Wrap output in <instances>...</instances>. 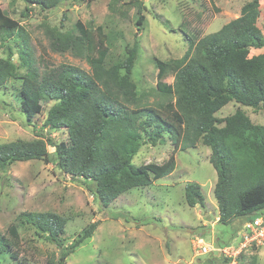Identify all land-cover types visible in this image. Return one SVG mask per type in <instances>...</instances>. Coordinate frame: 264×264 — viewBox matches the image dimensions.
<instances>
[{
  "label": "trees",
  "instance_id": "16d2710c",
  "mask_svg": "<svg viewBox=\"0 0 264 264\" xmlns=\"http://www.w3.org/2000/svg\"><path fill=\"white\" fill-rule=\"evenodd\" d=\"M24 1L41 10L61 3ZM259 6L258 0H251L241 7L237 18L216 32L197 40L189 38L180 59L157 60L155 90L167 100L156 105L145 101L144 93L138 95L130 79L138 55L137 40L126 48L123 60L106 66L111 42L116 39L114 33H104L101 26L93 33L79 21L73 25L74 32L44 27L52 52H84L90 72L61 64L42 75L18 21L0 7V32L9 36L16 32L19 66L25 69L24 74H17L9 50L7 58L0 59V87L8 79H19V106L26 120L30 122L40 115L43 103L51 102L43 126L67 133V141L57 144L42 139L0 143V172L17 162L50 163L47 147L51 146L55 148L58 169L81 179L99 204L107 207L122 193L171 174L176 152L201 144L210 149L209 163L216 172L213 194L218 222L227 226L239 217H256L252 214L257 212L264 217V126L251 122L241 109L223 119L216 117L232 102L264 110V53L250 55L251 50L264 48V35L257 25ZM27 12L28 7L21 14ZM143 20L139 6L135 19L138 32ZM6 37L2 35L0 40ZM169 74L173 76L171 84L163 82ZM165 136L173 146L165 161L133 165V158L144 144L154 146ZM184 199L191 208L204 207L205 199L196 183L184 186ZM16 222L31 226L59 249L58 258L51 256L46 264H64L98 226V222L91 223L74 244L67 246L63 239L67 219L60 215L23 212ZM19 242L18 227L11 224L0 234V256L17 260ZM228 261L213 257L208 264ZM248 264H256L255 257Z\"/></svg>",
  "mask_w": 264,
  "mask_h": 264
},
{
  "label": "rangeland",
  "instance_id": "374dc122",
  "mask_svg": "<svg viewBox=\"0 0 264 264\" xmlns=\"http://www.w3.org/2000/svg\"><path fill=\"white\" fill-rule=\"evenodd\" d=\"M251 0H61L59 6L41 10L24 0H0V7L18 21L28 45L33 51L42 75L54 67L66 64L90 72L84 52L55 53L50 50L44 27H56L74 32L76 21L93 31L101 26L104 33H114L109 55L110 66L125 57V50L134 40L138 42L130 79L138 95L156 105L167 98L155 90L156 61L180 59L188 48L189 38L197 40L216 32L227 22L237 18L241 7ZM259 1L260 16L257 25L264 35V0ZM144 16L141 30L135 24L137 8ZM28 12L24 16V9ZM64 17V18H63ZM62 22V26H60ZM0 59H6L9 50L19 66L17 34L0 32ZM264 53V48L250 55ZM173 76L163 82L171 84ZM20 80L8 79L0 87V143L14 140L42 139L52 144L67 141L63 129L44 127L46 112L52 103H43V112L28 122L19 106ZM241 111L256 125L264 126V110L245 107L234 102L216 113L218 119ZM223 126L220 124L219 127ZM173 146L166 136L156 145L144 144L133 158V165L160 164ZM50 163L40 160L17 162L0 172V234L16 224L20 242L16 247L17 260L0 256V264H46L49 257L58 258L59 249L27 225H18L23 212H52L67 219L64 244H74L82 232L98 222L91 237L80 243L66 258L64 264H208L218 254L199 255L192 245L196 237L206 244L235 245L236 234L245 217H239L224 226L218 222V209L213 194L216 172L209 163L210 149L198 144L195 148L179 150L175 154L174 171L153 183L135 187L119 195L107 207H102L87 190L81 179L63 174L55 162V148L47 147ZM196 183L205 199L204 207H189L184 199V186ZM261 216L260 212L252 214ZM236 233V234H235ZM222 245V246H223ZM216 246V247H217ZM220 245V247H222ZM236 263L248 264L255 257L256 264H264V246L243 250Z\"/></svg>",
  "mask_w": 264,
  "mask_h": 264
},
{
  "label": "built area",
  "instance_id": "2783aa9c",
  "mask_svg": "<svg viewBox=\"0 0 264 264\" xmlns=\"http://www.w3.org/2000/svg\"><path fill=\"white\" fill-rule=\"evenodd\" d=\"M235 245L214 246L206 244L203 238L196 237L192 245L199 255L218 254L219 257L226 258L229 262L236 263L240 253L251 246H264V217L256 216L243 220L237 234Z\"/></svg>",
  "mask_w": 264,
  "mask_h": 264
}]
</instances>
